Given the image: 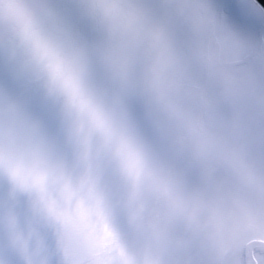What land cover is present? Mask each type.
Instances as JSON below:
<instances>
[{
	"label": "rangeland",
	"instance_id": "rangeland-1",
	"mask_svg": "<svg viewBox=\"0 0 264 264\" xmlns=\"http://www.w3.org/2000/svg\"><path fill=\"white\" fill-rule=\"evenodd\" d=\"M130 1L6 0L0 11V264H246L251 245L264 264L256 11L248 1L222 11L221 0H138L123 16ZM69 35L102 89L123 87L142 127L152 113L168 130L150 154L132 149L113 169L103 156L115 135L105 113L92 107L86 130L69 129L46 101L28 48L55 51ZM70 87L81 93L78 82ZM253 105L254 118L243 111ZM231 211L250 235L212 230Z\"/></svg>",
	"mask_w": 264,
	"mask_h": 264
},
{
	"label": "clouds",
	"instance_id": "clouds-1",
	"mask_svg": "<svg viewBox=\"0 0 264 264\" xmlns=\"http://www.w3.org/2000/svg\"><path fill=\"white\" fill-rule=\"evenodd\" d=\"M8 7L6 0H0V11ZM57 50L45 44L28 48V66L35 77L46 101L57 109L62 124L69 129H77L88 124L89 110L100 108L109 118L115 135L111 146L103 151L104 159L113 169H119L132 149H142L149 154L154 138L163 142L169 138L168 130L160 120L149 113L151 127L145 128L135 119L129 109L127 91L116 84L110 90L102 89L96 82L88 58L79 51L75 37L56 38ZM78 82L81 93H73L70 85ZM212 230L222 239L239 232L250 235L252 228L248 220L238 211L229 212L221 223L210 222ZM257 227L264 229V205L260 207Z\"/></svg>",
	"mask_w": 264,
	"mask_h": 264
},
{
	"label": "bare ground",
	"instance_id": "bare-ground-1",
	"mask_svg": "<svg viewBox=\"0 0 264 264\" xmlns=\"http://www.w3.org/2000/svg\"><path fill=\"white\" fill-rule=\"evenodd\" d=\"M132 1L135 2V4L138 3V0H132ZM132 1H130V3H128V5L126 4V7H124L125 10L123 11V16H128L130 13L135 11L136 6L132 5ZM245 1L246 2L248 1L247 3L256 11V13L258 15V22H257L256 28L258 27L259 29H261V32L263 33V36H264V10L258 5V3L255 0H221V2L224 4V5L222 4V6H223L222 11H223V9L225 10V7H228L231 4H237L238 3V6L239 5L242 6L245 3ZM7 2H8V0H7ZM81 11L82 10L80 9V12ZM80 12H79V14H80ZM81 14L79 15L78 18H80ZM220 15H221V12H219V16ZM222 17H224V16L221 15L220 18H222ZM154 19H155V16L153 17L152 21H154ZM120 20H121L120 17H116L115 19H113L110 22L112 23V26H119ZM137 25H138L139 30L141 31L142 27H140L139 23ZM137 25H134L133 27H136ZM135 30L138 31L137 29H135ZM135 30L133 28H131L129 30V38H128L129 40L135 35V33L133 32ZM147 35L149 37V34H147ZM152 37H153V35H152ZM153 39H154V43H157V38L154 37ZM263 97H264V95H263ZM263 102H264L263 99H259L256 106L263 104ZM246 110H253V118L255 117L256 111L254 112V110H255L254 105L251 108L243 109V111H245L247 113L248 111H246ZM251 248H252V245L248 247V251H247L246 256H245L246 257L245 260L247 262L246 264H255L254 260H252V258H251V254H250L252 252Z\"/></svg>",
	"mask_w": 264,
	"mask_h": 264
}]
</instances>
